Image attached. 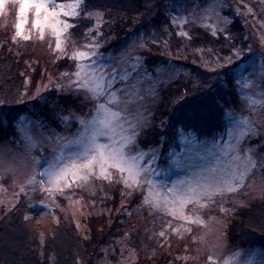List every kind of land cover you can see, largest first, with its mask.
I'll list each match as a JSON object with an SVG mask.
<instances>
[{"label":"rangeland","instance_id":"rangeland-1","mask_svg":"<svg viewBox=\"0 0 264 264\" xmlns=\"http://www.w3.org/2000/svg\"><path fill=\"white\" fill-rule=\"evenodd\" d=\"M55 2L71 4L73 0ZM23 3L24 0H3L1 25L14 24L16 38H33L40 55L58 62L59 59L67 61L66 68L58 76H49L44 81L43 91L56 87L79 96L80 101L73 102L64 110L62 107L52 109L47 116L23 115L16 123L15 134L0 143V217L6 210L15 207L22 197L29 196L36 210V215L31 214L37 216L36 225L42 227L49 221L58 223L64 215L86 234L90 229V217L103 212L108 214L110 208L106 200L118 192L122 197L120 202L125 201L124 205L130 203L128 215L122 213L116 225L119 236L111 248L105 246L98 251V256H101L98 258L95 255L98 259L95 264H148L147 261L157 256L156 253L169 254L170 258L184 264H264V253L260 249L232 243L226 232L241 209L264 205V103H261L264 101V0H208L204 3L194 0L182 8L172 9L170 25L146 30L131 39L128 45L108 51L99 41V31L80 38L71 34V28L61 37L63 50H57L58 38L53 33L51 21L45 22L46 13L40 12L41 25L38 27L33 0H29L30 6L21 16ZM232 11L237 15H242V11L248 15L251 26L246 24L245 31L256 48H236L235 52L221 53L222 56H218L213 63L204 61V65L211 69L231 66L236 71L238 91L235 103L225 113L226 128L217 138H201L193 131H181L178 136L180 148L172 149L169 157L163 160L157 149L144 143V136L147 128L154 123L153 109L160 99V92L189 74L186 64L182 63L186 58L177 61L179 56L174 54L187 55L184 46H191L194 35L202 34L198 27L215 36L229 32L232 16L227 12ZM74 18L63 14L59 16L70 24H73ZM173 18L178 21L187 18V23H173ZM22 20L21 34L17 25ZM158 41L164 45L171 44L168 51L171 58L167 64L150 70L144 63L141 50L149 52L153 43ZM179 42L181 47L175 49ZM87 44L99 45L96 49L98 54L90 59L74 60L75 51H89L85 48ZM82 63L102 70L107 74V80L115 77L111 87L105 81V88L108 92H117L121 101H127L130 95H134V89L139 90L142 99L110 105L126 110L125 119L130 113L143 121L137 129L135 143L127 149L129 156L144 153L142 157L137 156L144 169L139 187L129 179L127 172L121 174L115 168L108 169V178L100 174L97 166L96 173L90 174L88 179H72L69 176L58 185L47 174H55L79 151L77 145L70 141L81 132V119L89 120L95 115L96 105L107 101L106 94L93 100L90 93L73 83L77 65ZM125 72L128 76L122 79ZM183 87L179 86L182 88L180 94L188 93ZM229 90L226 89V95H230ZM242 117L247 118L251 130L243 137L240 150L243 154L251 149L255 167L249 170L239 190H225L222 195L214 196L199 192V188L209 182L225 189L228 187L223 182L232 171L231 162L221 148L230 141L229 131ZM99 139L102 143L109 142L108 137ZM213 143L220 147L214 148ZM57 150L63 151V160L58 157ZM209 168L214 169V173L209 174L206 171ZM189 187H196L201 198L182 207L179 197ZM146 198L152 203L146 202ZM157 201L158 207L155 206ZM121 206H114V215L124 211ZM172 211L176 214L173 215Z\"/></svg>","mask_w":264,"mask_h":264},{"label":"trees","instance_id":"trees-1","mask_svg":"<svg viewBox=\"0 0 264 264\" xmlns=\"http://www.w3.org/2000/svg\"><path fill=\"white\" fill-rule=\"evenodd\" d=\"M191 1L194 0H81L79 15L73 19L70 32L82 38L99 31L104 50L118 49L146 30L170 25L172 9L182 8ZM95 13L102 14L98 27ZM227 14L232 16L229 32L215 36L198 27L202 34H195L193 44L184 46L187 55L174 54L179 56L177 61L186 58L182 63L186 64L189 74L180 79L178 87L176 83L171 84L160 92L153 109L154 123L144 136V143L157 149L163 160L172 149L180 148L181 131H193L201 138H217L226 128L225 113L235 103L238 91L236 71L231 66L211 69L204 61L213 63L221 53H232L236 48H256L245 31L246 24L251 26L248 15L243 11L242 15L233 11ZM14 33V24L0 23V143L15 134L16 123L23 115L47 116L52 109L62 107L64 110L80 101L79 96L56 87L43 91L44 81L49 76H58L68 62L40 55L33 38H16ZM181 45L179 42L175 49ZM170 49L171 44L158 41L149 52L141 50L145 65L152 70L154 66L167 64ZM179 86H185L183 89L188 93L180 94ZM226 89L230 95H226ZM120 198L118 192H114L106 200L109 213L91 216L90 229L84 234L64 215L58 223L49 221L42 227L36 225L37 216H31L36 215L33 200L29 196L22 197L0 217V264H95L101 256L98 251L105 246L111 248L119 236L116 225L122 213L128 215L130 203L124 205L125 201L120 202ZM121 204L124 211L114 215V206ZM239 212L226 231L228 239L264 253V205ZM156 255L148 264H184L170 258L169 254Z\"/></svg>","mask_w":264,"mask_h":264},{"label":"snow or ice","instance_id":"snow-or-ice-1","mask_svg":"<svg viewBox=\"0 0 264 264\" xmlns=\"http://www.w3.org/2000/svg\"><path fill=\"white\" fill-rule=\"evenodd\" d=\"M36 8L37 20L36 25H41L39 15L41 11L46 13L45 22L51 21V27L54 35L58 38L56 45L57 50H63V40L61 39L64 32L73 27L72 24L66 20L59 19L61 14L77 17L79 15L78 9L80 8L81 0H73L71 4H56L55 0H33ZM51 5V7H49ZM3 6V0H0V7ZM30 6L29 0H24L22 7L20 8L21 16H23L25 9ZM97 16V27L102 21L99 17L101 13H95ZM173 23H187V18L177 20L173 18ZM24 21L22 20L18 28H23ZM185 35H187L185 33ZM99 45L87 44L85 48L89 51L77 50L73 53L72 58L74 60L90 59L97 55L96 49ZM239 55V53H237ZM77 72L74 74L76 80L73 81L80 89L90 93L93 100H97L102 95H107V101L105 103H98L96 105L95 115L89 120L85 121L81 119L82 130L79 135L73 137L70 143L77 145L79 151L73 154V158L69 163L65 164L55 174L49 172L48 175L53 177V183L59 184L61 180H67L69 176L72 179L82 178L88 179L90 174H95L97 166L104 178H108L107 173L109 168H115L120 173L127 172L129 179L134 182V185L141 186V175L144 171L141 168L137 156H143L144 153H137V156H129L127 149L130 145L135 143L136 136L138 135L137 129L142 126V119L133 117L132 114L127 113V119H125L126 110L121 111L116 108L110 107L113 103H133L137 99H142L139 95V90H133L134 95H130L127 101H121L117 92H108L105 88V81L107 80V74L102 70H97L91 64H78ZM128 73H124L122 79L127 78ZM115 77L111 80H107L108 87L114 82ZM255 100V98H252ZM264 103V101H261ZM251 130V125L247 118H241L238 123H234L233 128L229 131L230 141L221 148L223 155L231 162L230 167L232 171L223 182L228 185L225 189L219 184L206 183L199 188V192H203L205 195L211 193L214 195H222L225 190L231 192L239 190L242 186V182L246 179L249 170L255 167V160L251 155V149L246 150L243 154L240 150V143L245 135ZM100 137H108V143L100 142ZM31 139V137H28ZM59 139V137H58ZM213 147H220L213 143ZM57 155L60 160L64 159V153L61 150H57ZM209 174L214 173V169L209 168L206 170ZM127 183V181H126ZM129 186H133L130 184ZM196 187H189L183 195L179 197L181 206L183 207L194 199H200V195ZM151 195V192H150ZM146 202L152 203L151 200L146 198ZM155 206H159L157 201ZM175 215V211H172ZM201 223L203 221H200ZM227 264V262H226Z\"/></svg>","mask_w":264,"mask_h":264},{"label":"water","instance_id":"water-1","mask_svg":"<svg viewBox=\"0 0 264 264\" xmlns=\"http://www.w3.org/2000/svg\"><path fill=\"white\" fill-rule=\"evenodd\" d=\"M255 37H256V35H255Z\"/></svg>","mask_w":264,"mask_h":264}]
</instances>
